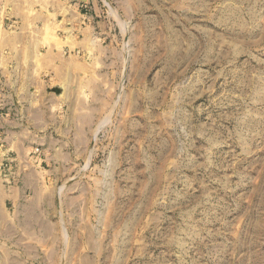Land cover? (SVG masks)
I'll return each mask as SVG.
<instances>
[{
    "label": "rangeland",
    "instance_id": "374dc122",
    "mask_svg": "<svg viewBox=\"0 0 264 264\" xmlns=\"http://www.w3.org/2000/svg\"><path fill=\"white\" fill-rule=\"evenodd\" d=\"M96 2L0 264H264V0Z\"/></svg>",
    "mask_w": 264,
    "mask_h": 264
},
{
    "label": "crops",
    "instance_id": "0c3cea01",
    "mask_svg": "<svg viewBox=\"0 0 264 264\" xmlns=\"http://www.w3.org/2000/svg\"><path fill=\"white\" fill-rule=\"evenodd\" d=\"M96 3L0 0V230H23L32 212L24 169L47 165L32 152L63 149L56 137L70 127L72 96L62 87L94 70Z\"/></svg>",
    "mask_w": 264,
    "mask_h": 264
}]
</instances>
